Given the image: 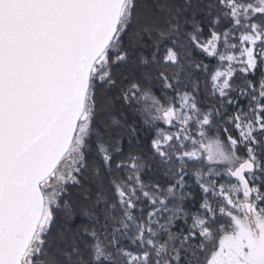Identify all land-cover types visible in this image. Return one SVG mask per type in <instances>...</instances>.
<instances>
[{
	"label": "snow or ice",
	"instance_id": "1",
	"mask_svg": "<svg viewBox=\"0 0 264 264\" xmlns=\"http://www.w3.org/2000/svg\"><path fill=\"white\" fill-rule=\"evenodd\" d=\"M0 264H264V0H0Z\"/></svg>",
	"mask_w": 264,
	"mask_h": 264
},
{
	"label": "trees",
	"instance_id": "2",
	"mask_svg": "<svg viewBox=\"0 0 264 264\" xmlns=\"http://www.w3.org/2000/svg\"><path fill=\"white\" fill-rule=\"evenodd\" d=\"M83 222V217L74 222V226L78 227Z\"/></svg>",
	"mask_w": 264,
	"mask_h": 264
}]
</instances>
